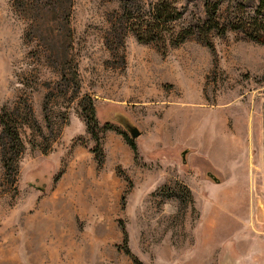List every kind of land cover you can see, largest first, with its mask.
<instances>
[{
  "label": "rangeland",
  "instance_id": "obj_1",
  "mask_svg": "<svg viewBox=\"0 0 264 264\" xmlns=\"http://www.w3.org/2000/svg\"><path fill=\"white\" fill-rule=\"evenodd\" d=\"M127 24L118 0H0V264H264V45Z\"/></svg>",
  "mask_w": 264,
  "mask_h": 264
},
{
  "label": "trees",
  "instance_id": "obj_2",
  "mask_svg": "<svg viewBox=\"0 0 264 264\" xmlns=\"http://www.w3.org/2000/svg\"><path fill=\"white\" fill-rule=\"evenodd\" d=\"M118 1L123 20L138 42L176 46L192 38L211 50L213 35L236 32L264 45V0H154L147 6L140 0ZM189 3L199 9V16L184 17ZM91 121L95 123L92 116ZM18 128L0 120V133L8 135L10 148L20 145ZM124 140L133 150V142Z\"/></svg>",
  "mask_w": 264,
  "mask_h": 264
},
{
  "label": "water",
  "instance_id": "obj_3",
  "mask_svg": "<svg viewBox=\"0 0 264 264\" xmlns=\"http://www.w3.org/2000/svg\"><path fill=\"white\" fill-rule=\"evenodd\" d=\"M111 119L112 118H110V120ZM124 128H125L126 132L129 134V138L131 140H134L135 138H137L139 136V131L135 127L130 126V125H125ZM183 158L184 157H182V159Z\"/></svg>",
  "mask_w": 264,
  "mask_h": 264
}]
</instances>
